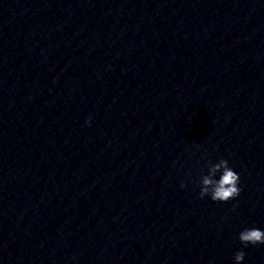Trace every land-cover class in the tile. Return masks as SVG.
Returning a JSON list of instances; mask_svg holds the SVG:
<instances>
[{"label":"clouds","instance_id":"obj_1","mask_svg":"<svg viewBox=\"0 0 264 264\" xmlns=\"http://www.w3.org/2000/svg\"><path fill=\"white\" fill-rule=\"evenodd\" d=\"M88 123V121H86ZM217 173H220L217 179ZM240 177L230 166L227 160L220 159L218 163L211 164L208 173L201 177L200 198L210 196L212 201L227 202L240 195L241 189L238 187ZM181 187H186L182 184ZM239 240L247 247L249 244L264 245V230L259 228H248L239 234ZM245 252L238 251L235 254L236 264H241L244 260Z\"/></svg>","mask_w":264,"mask_h":264}]
</instances>
